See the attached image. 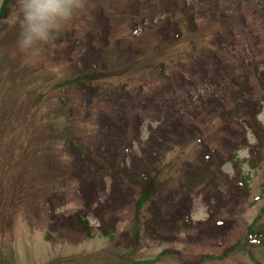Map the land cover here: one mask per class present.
<instances>
[{
    "label": "rangeland",
    "instance_id": "obj_1",
    "mask_svg": "<svg viewBox=\"0 0 264 264\" xmlns=\"http://www.w3.org/2000/svg\"><path fill=\"white\" fill-rule=\"evenodd\" d=\"M5 2L0 264H264V0H89L35 62Z\"/></svg>",
    "mask_w": 264,
    "mask_h": 264
},
{
    "label": "clouds",
    "instance_id": "obj_2",
    "mask_svg": "<svg viewBox=\"0 0 264 264\" xmlns=\"http://www.w3.org/2000/svg\"><path fill=\"white\" fill-rule=\"evenodd\" d=\"M89 0H16L18 25L15 50L28 62H35L45 48L84 11Z\"/></svg>",
    "mask_w": 264,
    "mask_h": 264
},
{
    "label": "trees",
    "instance_id": "obj_3",
    "mask_svg": "<svg viewBox=\"0 0 264 264\" xmlns=\"http://www.w3.org/2000/svg\"><path fill=\"white\" fill-rule=\"evenodd\" d=\"M6 9L7 8H6V2H5L3 4L2 8H1V13L0 14L3 15L5 13V10ZM195 14H196V12H194V15L193 14L192 15H187V18H186V23L187 24L186 25L185 24L180 25V23L176 22L174 24L175 25V28L173 29V30H175V34H174L175 40L177 42L180 41V40L181 41H184V42L186 41V43L189 44L188 45L189 48H191L194 51L199 50V45L202 48V44H201L200 41H191V42H188V40L191 37V35L195 31H197V29L199 28V24L197 22V17H196ZM167 65H168V63L166 61H159L155 65L154 68L160 73V75H162V74H164L166 72ZM94 77H95V75H93L92 71H90V70H83L81 73L79 72L75 76V78H73L71 81L74 82V83H76V84H78V85H81V86H87V85H89V86L92 87L93 86L92 81H93ZM182 78H184V77H182ZM246 96H241V97H243V100L245 102H248L250 104H254L256 102V100L250 99V98H248ZM223 105H225V104H223ZM226 105H240V103H239V101H237L236 96L233 95V97L231 98L230 103H227ZM68 144H69V146L71 148H73L74 140L68 141ZM146 181H147V179H146ZM147 183H148V181H147ZM157 184L158 183H155V179H154L153 187L151 188V190H147V191L144 190L141 193V195L139 196V199H138V203H137L138 210H141L144 207V205H146L149 202L150 197H152L153 188H154V186H155V188H157L156 187ZM240 185L243 186V187H246L247 186L246 180L243 179L242 182L240 183ZM251 235H252V237L255 238V240H259L256 237H260L262 235V233L261 232H259V233L258 232H252Z\"/></svg>",
    "mask_w": 264,
    "mask_h": 264
}]
</instances>
